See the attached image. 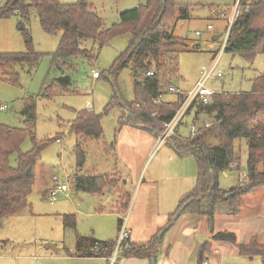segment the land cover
<instances>
[{
    "label": "rangeland",
    "instance_id": "obj_1",
    "mask_svg": "<svg viewBox=\"0 0 264 264\" xmlns=\"http://www.w3.org/2000/svg\"><path fill=\"white\" fill-rule=\"evenodd\" d=\"M3 1L0 0V4ZM58 1L71 5L77 0ZM145 1L89 0V5L90 10L103 20L105 28H109L118 23L119 14L139 8ZM174 2L188 8L189 19L178 20L171 29L172 35L184 40L186 46L175 48L176 52L170 55L177 60L178 75L170 81L176 90L164 94L160 103L174 102L177 92H191L203 70L213 66L216 72H221L222 78L207 83L211 91L225 94L250 92L252 80L264 71V54L257 55L249 64L238 54L223 52L224 30L237 0ZM221 13L225 17H220ZM18 21L17 16L0 20L1 53L26 52L23 38L17 31ZM208 26L212 30H208ZM27 29L32 49L41 55V59L34 65H12L9 73L13 71L18 74L16 84H11L7 76L0 81V107H3L0 109V125L12 129L27 128L22 111L27 100L33 99V132L36 142L44 145L36 166L35 183L27 199L28 207L16 215L0 217V264H64V258L74 252L76 234L102 242H115L119 235L118 219L122 220V229L127 230L134 201L131 184L137 181V177L138 185L143 184L141 191H144L147 184L151 189V180L154 183V188L150 194L147 193L143 204L139 198L131 216V220L140 216V220L145 222L140 221L137 225L140 235H143L141 239L148 240L154 234L149 229L154 230L161 217L173 213L180 197L194 188L197 165L189 153L177 155L170 147L171 139L158 147V138L146 129L120 124L126 112L122 110L119 100L127 104L135 100L134 77L129 68L115 72V75L112 69L118 58L126 52L129 36H117L102 47H98L94 40H83L81 48L88 50L93 59L78 58L75 61L76 70L71 88L76 93L64 91L44 97V83L57 76L52 68V60L60 37L48 36L42 31L33 9L29 13ZM216 36L219 38L214 40ZM169 67L175 68L173 64ZM92 72H97L99 79H92ZM84 110H92L100 116V139L80 140L70 130V123L76 113ZM204 121L209 122V119L202 114L195 119V113L191 111L182 118L176 136L189 138L191 127H201ZM149 140L152 142L150 146ZM78 144L84 152L82 167L77 164L75 148ZM31 148L32 141L27 137L19 149L21 153H26ZM234 148L238 152L241 168L239 172L232 171V168L228 177L218 175L217 183L222 191L246 183L247 141H235ZM9 163L11 167L16 166V154L10 156ZM90 175L108 176L114 180V184L103 191V195L75 190V176ZM53 177L56 181H53ZM178 177L185 179L178 184ZM62 185L67 187L66 191H57L54 200L47 198L49 192ZM121 195L124 199L120 198L117 203ZM129 198L131 202L127 205L128 209L118 210L119 203L124 207ZM101 206L105 214H95ZM229 211L226 203L218 205L215 229H235L240 243L247 240L249 243L254 238L264 245V189L246 196L236 215H228ZM65 215L74 216V229L63 225L62 217ZM194 221L207 222L205 217L186 218L184 215L169 229L162 243L163 256L168 254L167 249L170 248L169 254L181 256L183 264H197L201 239L193 240L186 234L192 226H197ZM143 224L149 227L143 230ZM49 245H53L54 250ZM230 258L232 261H240V264H262L259 258ZM122 260L120 258V262Z\"/></svg>",
    "mask_w": 264,
    "mask_h": 264
},
{
    "label": "trees",
    "instance_id": "obj_2",
    "mask_svg": "<svg viewBox=\"0 0 264 264\" xmlns=\"http://www.w3.org/2000/svg\"><path fill=\"white\" fill-rule=\"evenodd\" d=\"M239 6V15L229 31L223 52L238 54L252 64L257 55L264 54V0H239ZM31 9L36 11L40 27L46 35L60 37L52 60L57 76L44 83V97L64 91L76 93L71 88L75 61L78 58L93 59L88 50L81 48L83 40H94L98 47H102L113 38L127 34V50L118 58L112 72L115 75L124 68L131 70L135 100L128 104L119 100L126 112L120 124L146 129L156 138L163 134L164 124L180 109L183 98L176 94L174 102L154 104L153 101L168 93V88L172 86L170 81L177 78V60L170 55L176 52L177 47L185 48L186 43L174 37L171 29L178 20L189 19L187 7L176 5L174 0H146L139 8L119 14L118 23L105 28L103 20L90 10L89 0H77L71 5L61 4L58 0H4L0 4V20L19 17L17 31L23 38L26 52H0V81L7 76L11 84H16L18 74L9 73L11 66L34 65L41 59V55L32 49L27 29ZM172 64L175 66L173 69L169 67ZM150 72L152 75L147 76ZM22 113L27 128L12 129L0 125V217L16 215L28 207L27 199L35 183L36 166L44 145L36 142L33 132V99L27 100ZM195 114L207 115L214 122L213 126L201 129L187 139L175 135L171 137L170 145L177 155L189 153L195 159L197 176L194 188L180 198L166 226L148 242L134 245L127 239L120 258L147 259L150 262L154 258L156 263L163 237L175 222V217L176 220L186 214L205 217L208 231L213 234L218 205L226 203L230 208L228 215H236L246 196L264 189V71L252 80L250 92L215 95L211 104L196 106ZM70 130L80 140L100 139V116L92 110L80 111L70 123ZM27 137L32 141V148L21 153L20 145ZM244 139L247 141L246 183L222 191L218 187V175L240 171V159L234 143ZM75 152L78 167H82L84 152L79 144ZM12 154H16L15 167L9 163ZM113 184L114 180L108 176H75L74 179L75 189L83 193L102 194ZM122 199L124 196H121ZM129 201L130 198L126 199L125 206L122 205L123 211ZM204 208L207 210L204 211ZM62 218L66 228L74 229V216L65 215ZM121 227L122 220L118 219L119 231ZM213 242L229 244L238 256L260 258L264 263V245L254 238L248 244L239 245L232 232L223 231L214 235ZM211 247L210 243H205L199 248L197 264H202L204 254ZM114 248L115 242H102L76 234L72 256L107 257Z\"/></svg>",
    "mask_w": 264,
    "mask_h": 264
},
{
    "label": "crops",
    "instance_id": "obj_3",
    "mask_svg": "<svg viewBox=\"0 0 264 264\" xmlns=\"http://www.w3.org/2000/svg\"><path fill=\"white\" fill-rule=\"evenodd\" d=\"M151 144H152V142H151V140H149L148 145L150 146ZM224 176L228 177V173H224ZM88 177H94V176L90 175ZM183 179H185V178L178 177V180H179L178 184H180ZM131 186L133 187L134 201H133V204H132V208H131L132 211H131L130 217H129L128 221H127V227L126 228L128 230V233H129V242L131 244H134V245H141V244H145L146 242H148L150 240V238L158 230H160V229H162L164 227L163 225L165 223L167 224V222L169 220V215H171L172 212L167 214V216L165 214L164 217H161V219H159V224H157V226L155 225V229L154 230H152V228H151V230L149 229V232L151 231V233H152V231H154V234L148 240H142L141 237L143 235H140V228L137 225V223L141 221L140 220V216L135 217L134 220H131V216H132L133 209H134L135 205L138 204L139 198H140V203L143 204L142 202L148 196L147 193L149 192V194H150L151 189L154 188V183L151 180V189H150V187L147 184V185H145L144 191L143 190L141 191V189L143 187V184L138 185V177H137V181L135 183L131 184ZM175 189H178V188H175ZM173 191H175V190H173ZM62 192H64V191H62ZM117 192L118 191H116L115 193L117 195H120V192H118V193ZM98 195H100V194H98ZM101 195H103V193ZM120 198L121 197L118 196L117 203L119 202ZM130 202H131V198H130L129 203ZM121 205L122 204L120 202L119 206H117V209L120 210V211H123V207H121ZM128 205H130V204H128ZM127 209H128V206H127ZM95 214H105L104 208H102V206H101L99 211L96 210ZM85 215H88V214H85ZM182 216H184V215H182ZM165 217L167 218V220L165 219ZM185 217L186 218H189V217L194 218L193 215H189V214H186ZM179 218L177 220H175V222L172 224V226L175 225V223L179 220ZM194 222H197V226H192V228L189 231H186V234L189 235L193 240L201 239V243L202 244L199 247H201L205 243H210L212 245V247L210 248V251H208V252H206L204 254L202 264H205V263L206 264H231L230 262H233V264H240L241 263L240 261H232L231 258H230V256L238 257L234 247H232V246H230L229 244H226V243H215V242H213V237L218 232L226 231V232H232L236 236V241H237V244H239V245L248 244V240L245 241V242L240 243L239 240H238V233H237V231L235 229L220 230L219 228L215 229V227H214V233L211 234L208 231L207 222H204V223L201 222V221H194ZM142 223H145V222H142ZM203 224H204V226H203ZM147 227H149V226H147ZM147 227H146V224L142 225V229L143 230H145ZM119 232L120 231L118 230V233ZM165 236L166 235H164V237H163L162 243L164 241ZM75 237H76V235H75ZM83 237H85V236H83ZM116 241H115V243H116ZM75 245H76V239H75L74 252L73 253H75ZM167 251H168V254L163 256V249H162V245H161V248L158 250L159 254L156 257V264H183V262H182L183 260H182L181 256H176V255L174 256V254L170 255L169 254L170 248H168ZM73 253H71L70 256H66L64 258L66 260V263H64V264H105V263L107 264L106 257H75V256H72ZM259 260L262 262V260L260 258H259ZM119 264H151V262L149 260H147V259H123L121 262L119 261ZM244 264H247V263H244ZM249 264H251V263H249ZM262 264H264V263L262 262Z\"/></svg>",
    "mask_w": 264,
    "mask_h": 264
},
{
    "label": "built area",
    "instance_id": "obj_4",
    "mask_svg": "<svg viewBox=\"0 0 264 264\" xmlns=\"http://www.w3.org/2000/svg\"><path fill=\"white\" fill-rule=\"evenodd\" d=\"M239 12H240V6H239V0H237L236 7L232 13L231 18L228 19L227 27L224 30L225 39L223 43V49L226 44L229 31L233 27L234 22L237 16L239 15ZM219 16L225 17L223 13H221ZM207 29L212 30V27L208 26ZM196 34L198 35L199 33H196ZM151 75H152L151 72L147 73V76H151ZM99 77L100 75L97 72H92V79H98ZM220 78H222L221 72L219 71L216 72L215 66H213L209 70H203L199 80L195 83L194 88L192 89L191 92L189 93L177 92V94L182 95V98H183L182 105L180 109L176 112L174 117L169 122L164 124L163 126L164 132L161 136L158 137V141H159V144H157L158 147L167 143L171 139V137L176 135L177 128L180 125L182 118L185 115L189 114L191 111H194L195 113L196 106L209 105L212 103V99L215 95L225 94V93L213 92L207 87V83L210 80H218ZM175 90L176 88L173 86H170L168 88V92H175ZM161 97H159L157 100H154L153 103L154 104L160 103ZM1 109H3V107H1ZM199 115L195 114V119H197ZM202 115H205V114H202ZM205 116L209 119V122L204 121L201 127L192 126L190 129V137H193L201 129H207L213 126L214 122L207 115ZM53 181H56L55 177H53ZM66 190H67V187L65 185L57 186L54 189V191L49 192L47 194V198H49L50 200H54V198L56 197L57 191H66ZM127 239H129V233L127 232L125 228L122 229L121 227L117 241L115 243L114 251L112 252L110 256L106 257L107 264H119L120 254L123 251L124 244L127 243Z\"/></svg>",
    "mask_w": 264,
    "mask_h": 264
},
{
    "label": "water",
    "instance_id": "obj_5",
    "mask_svg": "<svg viewBox=\"0 0 264 264\" xmlns=\"http://www.w3.org/2000/svg\"><path fill=\"white\" fill-rule=\"evenodd\" d=\"M217 39H218V36L214 37V40H217ZM127 117H128V115H127ZM49 248H51L52 250H54L55 247L53 245H49ZM151 264H156L154 258L151 259Z\"/></svg>",
    "mask_w": 264,
    "mask_h": 264
}]
</instances>
